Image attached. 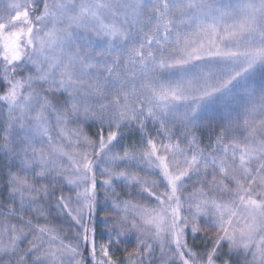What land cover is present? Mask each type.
<instances>
[{"label":"snow or ice","instance_id":"1","mask_svg":"<svg viewBox=\"0 0 264 264\" xmlns=\"http://www.w3.org/2000/svg\"><path fill=\"white\" fill-rule=\"evenodd\" d=\"M0 264H264V0H0Z\"/></svg>","mask_w":264,"mask_h":264},{"label":"rangeland","instance_id":"2","mask_svg":"<svg viewBox=\"0 0 264 264\" xmlns=\"http://www.w3.org/2000/svg\"><path fill=\"white\" fill-rule=\"evenodd\" d=\"M99 239V238H98Z\"/></svg>","mask_w":264,"mask_h":264}]
</instances>
